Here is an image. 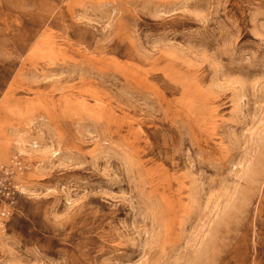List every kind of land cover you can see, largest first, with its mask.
Wrapping results in <instances>:
<instances>
[{"label": "rangeland", "instance_id": "374dc122", "mask_svg": "<svg viewBox=\"0 0 264 264\" xmlns=\"http://www.w3.org/2000/svg\"><path fill=\"white\" fill-rule=\"evenodd\" d=\"M0 264H264V0H0Z\"/></svg>", "mask_w": 264, "mask_h": 264}, {"label": "built area", "instance_id": "2783aa9c", "mask_svg": "<svg viewBox=\"0 0 264 264\" xmlns=\"http://www.w3.org/2000/svg\"><path fill=\"white\" fill-rule=\"evenodd\" d=\"M24 170L25 166L19 156L14 157L10 164L0 165V232L5 227L6 217L11 213V202L19 192L15 183L16 175Z\"/></svg>", "mask_w": 264, "mask_h": 264}]
</instances>
